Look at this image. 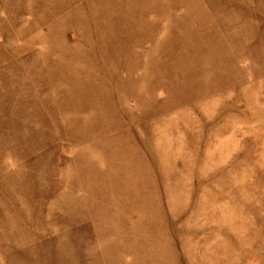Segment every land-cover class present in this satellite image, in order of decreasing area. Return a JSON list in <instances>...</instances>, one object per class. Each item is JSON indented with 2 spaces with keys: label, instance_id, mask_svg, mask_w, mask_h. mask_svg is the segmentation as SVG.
I'll use <instances>...</instances> for the list:
<instances>
[{
  "label": "rangeland",
  "instance_id": "obj_1",
  "mask_svg": "<svg viewBox=\"0 0 264 264\" xmlns=\"http://www.w3.org/2000/svg\"><path fill=\"white\" fill-rule=\"evenodd\" d=\"M0 264H264V0H0Z\"/></svg>",
  "mask_w": 264,
  "mask_h": 264
}]
</instances>
